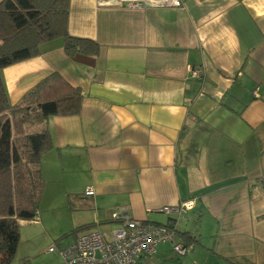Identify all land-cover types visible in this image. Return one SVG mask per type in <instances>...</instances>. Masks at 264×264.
Returning a JSON list of instances; mask_svg holds the SVG:
<instances>
[{"label":"crops","instance_id":"obj_1","mask_svg":"<svg viewBox=\"0 0 264 264\" xmlns=\"http://www.w3.org/2000/svg\"><path fill=\"white\" fill-rule=\"evenodd\" d=\"M104 1L69 6V34L96 41L97 54L68 55L58 37L1 71L10 104L52 72L82 92L76 114L46 122L41 176L88 215L81 228H117L111 212L123 208L173 220L186 245L191 219L206 260L182 264H264V0ZM187 199L184 214L160 211ZM164 244L173 250L158 243L157 260Z\"/></svg>","mask_w":264,"mask_h":264},{"label":"trees","instance_id":"obj_2","mask_svg":"<svg viewBox=\"0 0 264 264\" xmlns=\"http://www.w3.org/2000/svg\"><path fill=\"white\" fill-rule=\"evenodd\" d=\"M69 6L70 0H0V264L14 259L20 221L38 217L40 160L51 145L46 122L76 114L83 98L79 88L52 72L10 104L1 71L38 55L44 42L58 37L68 55L97 54L96 41L69 34ZM183 235L187 243L197 242L189 231Z\"/></svg>","mask_w":264,"mask_h":264},{"label":"built area","instance_id":"obj_3","mask_svg":"<svg viewBox=\"0 0 264 264\" xmlns=\"http://www.w3.org/2000/svg\"><path fill=\"white\" fill-rule=\"evenodd\" d=\"M182 1L165 0L162 3L179 6ZM144 2L151 3L153 0ZM136 4L141 5V1ZM190 73L198 77L197 70H191ZM84 193L92 195L93 188L87 187ZM193 206V199H187L178 205L164 206L160 211L181 215ZM111 219L120 225L109 233L91 230L76 236L65 246L57 247L62 258L60 264H143L141 260L153 254L162 241H170L173 251L178 255L187 250L182 243L174 241L173 220L166 224L149 223L131 218L123 208L111 212ZM48 250L54 251L55 247L50 246Z\"/></svg>","mask_w":264,"mask_h":264},{"label":"rangeland","instance_id":"obj_4","mask_svg":"<svg viewBox=\"0 0 264 264\" xmlns=\"http://www.w3.org/2000/svg\"><path fill=\"white\" fill-rule=\"evenodd\" d=\"M113 0H105V4H110ZM125 1L128 6H136L137 2L141 5L145 0H114ZM165 1V0H156ZM145 4H148L144 2ZM150 3V2H149ZM138 6V5H137ZM43 187L38 202V219L39 221H26L20 223L19 232L20 239L15 252L14 259L11 264H60L62 261L61 255L57 247L65 246L70 243L76 235L87 233L91 230L108 231L115 229L114 224L102 225L101 227L81 228L80 219L88 218V215H82L81 211L72 209L69 206L68 196L66 193H55L57 187H61L56 183L45 181L42 176ZM55 184V189H54ZM60 190V188H59ZM66 194V195H65ZM67 201V204H66ZM78 220V223H77ZM191 220L189 222V231H192L197 240L199 231L197 229L198 223ZM182 226V225H180ZM118 227V226H117ZM109 233V232H108ZM209 239V237H204ZM206 244L210 241H204ZM186 243V242H185ZM189 243H192L191 245ZM188 251L183 256L177 255L172 250L171 245L164 244L166 248V258L157 260L154 251L152 256L155 261L152 264H182V262L189 260L190 256L198 253L199 259L206 260L204 252H202L200 245L196 242L189 241ZM184 245V244H183ZM54 246V251H49V247ZM185 246V245H184ZM149 257V256H148ZM210 259V258H209ZM191 262V261H190ZM211 262V260H209ZM203 263V264H209Z\"/></svg>","mask_w":264,"mask_h":264}]
</instances>
